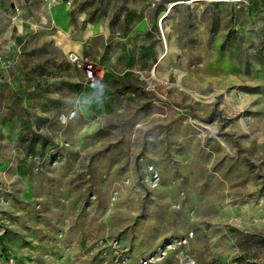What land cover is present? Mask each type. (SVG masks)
<instances>
[{"label": "rangeland", "instance_id": "obj_1", "mask_svg": "<svg viewBox=\"0 0 264 264\" xmlns=\"http://www.w3.org/2000/svg\"><path fill=\"white\" fill-rule=\"evenodd\" d=\"M62 1L0 0V264H264V0Z\"/></svg>", "mask_w": 264, "mask_h": 264}, {"label": "crops", "instance_id": "obj_2", "mask_svg": "<svg viewBox=\"0 0 264 264\" xmlns=\"http://www.w3.org/2000/svg\"><path fill=\"white\" fill-rule=\"evenodd\" d=\"M46 2L47 1H51V3H56V4H58L56 7H54L53 8V11L51 10V12H55V13H57V15L61 12V11H63V9H65L66 10V8H64V6H63V1L62 0H45ZM170 1V0H169ZM45 2V3H46ZM48 3V2H47ZM60 3V4H59ZM50 12V13H51ZM51 15H52V13H51ZM164 15H165V13H164ZM51 18H53L52 16H51ZM58 20H60V19H58ZM63 31V30H62ZM64 31H65V29H64ZM104 33V34H107V32H108V28L107 27H105V28H103V26L101 27V28H99V30L95 27V26H92V27H90L89 28V30H88V32L85 34V36H84V38L85 39H91V38H93V37H95L96 35H99V33ZM79 45V44H78ZM79 47V46H78ZM76 48L75 49V51H76V53L77 54H79L80 56H81V52H80V49L79 48ZM83 73V76H84V78L85 79H87L86 78V76H85V73H84V71L83 72H81V74Z\"/></svg>", "mask_w": 264, "mask_h": 264}, {"label": "built area", "instance_id": "obj_3", "mask_svg": "<svg viewBox=\"0 0 264 264\" xmlns=\"http://www.w3.org/2000/svg\"><path fill=\"white\" fill-rule=\"evenodd\" d=\"M182 1L190 3L198 0H182ZM70 58L71 61L76 63L78 67L84 68V73L88 80H92L95 77L94 64L92 61L86 60L82 62L76 54H71Z\"/></svg>", "mask_w": 264, "mask_h": 264}]
</instances>
